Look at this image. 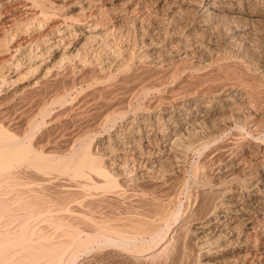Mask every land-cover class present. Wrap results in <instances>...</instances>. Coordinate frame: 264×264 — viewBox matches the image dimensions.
<instances>
[{
  "label": "bare ground",
  "instance_id": "1",
  "mask_svg": "<svg viewBox=\"0 0 264 264\" xmlns=\"http://www.w3.org/2000/svg\"><path fill=\"white\" fill-rule=\"evenodd\" d=\"M219 2L0 0V264H264V0Z\"/></svg>",
  "mask_w": 264,
  "mask_h": 264
},
{
  "label": "rangeland",
  "instance_id": "2",
  "mask_svg": "<svg viewBox=\"0 0 264 264\" xmlns=\"http://www.w3.org/2000/svg\"><path fill=\"white\" fill-rule=\"evenodd\" d=\"M218 4H223L222 0H221V3L219 2ZM243 44H244V46H246V48L248 47L250 49V53L249 54L251 55L252 49L254 47L253 45H255V44L249 39H247ZM243 44H241V45H243ZM259 50L261 51V52L259 51L261 57H263L264 56V48L262 47V50H261V48ZM148 77L146 76V78L148 80L149 79L150 80L151 79H153V80L156 79V78H151V76H150V78H148ZM154 77H158V76L155 75ZM118 79H120V78H118ZM21 83H23V84H21ZM21 83L18 84L17 86L16 85L12 86L10 88V90H8L6 93H5L6 89L3 88L2 92L0 93V106H3L2 109H5L6 111L7 110L10 111L9 115L12 114V116L10 118H8V120L9 119H10V121L12 120L11 122H14V120L17 121L18 119L17 118L14 119V118L16 116L18 117L20 115L19 114L20 111H21L20 108H19L20 106L15 105V99H13L12 93H13V90H16L19 87L21 88L24 85H26L27 82L24 81V82H21ZM78 87H80V86H78ZM61 89H62V85L60 83L59 84H53L47 91H43V92H41V94L40 93L38 94V93H35V92L30 93V95L27 96V99H26L25 102L33 101L31 103H36V104L37 103H41L43 101H46L50 97L51 94L56 93L58 91H61ZM172 89L173 88H171L169 90H172ZM75 92L76 91H73V96L72 97H68L66 104H62V106H60L61 104L60 105H57V104L51 105V107H53V108L51 109L52 111H51V114H50L51 115L50 118L48 117L47 120H46L47 124L44 127H42L40 132H37V134H36L37 137H34L35 140L33 139V145H34V147H36L37 150H44L45 151V149H46V151H45L46 153L47 152H51V151L59 152V153L67 152L68 148L64 144L65 139L61 136V134L63 132H66L67 129L68 130L72 129L71 128V124H69L70 123V121H69L70 117L68 118L67 113H68V111L70 109L68 107V105L70 104L72 98H74L77 95V92L76 93ZM42 93H45V94H42ZM167 93H168V91L165 92L164 88H162V93L161 94L155 93V94L151 95V97H150L151 99L150 100L151 101H157V102L164 101V100L166 101L169 98V95H170L169 93L168 94ZM41 95H43V96H41ZM161 95L163 97H160ZM9 103H11V104L9 105ZM0 111H2V110H0ZM91 125L92 126H90L89 129H94L96 124H94L92 122ZM118 126H120V124ZM104 134L105 133L102 132V135H104ZM33 187L36 188V186H33ZM183 202L185 204V199H183ZM171 207L175 208L176 206L171 205ZM170 224L174 225V221H171ZM90 253L92 254V256L90 258H94V261L92 263H90V264H131V263L132 264H162V260H163V258H162L161 261L159 259H157L155 261H150L149 263L148 262H146V263H135V262L128 261V260L115 259L113 257V255H112L111 251H109V249L106 250V251L93 250ZM163 264H186V263L185 262H181L177 258H172V259H169L166 263H163Z\"/></svg>",
  "mask_w": 264,
  "mask_h": 264
}]
</instances>
